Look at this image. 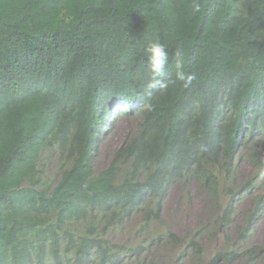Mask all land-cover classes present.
<instances>
[{
    "label": "trees",
    "instance_id": "16d2710c",
    "mask_svg": "<svg viewBox=\"0 0 264 264\" xmlns=\"http://www.w3.org/2000/svg\"><path fill=\"white\" fill-rule=\"evenodd\" d=\"M154 40L172 82L149 98ZM118 120L130 131L97 172L95 146ZM262 144L264 0H0V264H147L162 244L172 264L203 261V230L180 239L161 217L168 190L190 183L222 239L205 264L264 261L251 242ZM241 145L256 148L249 176ZM134 218L126 242L111 240Z\"/></svg>",
    "mask_w": 264,
    "mask_h": 264
},
{
    "label": "rangeland",
    "instance_id": "374dc122",
    "mask_svg": "<svg viewBox=\"0 0 264 264\" xmlns=\"http://www.w3.org/2000/svg\"><path fill=\"white\" fill-rule=\"evenodd\" d=\"M130 124L125 120H118L111 130L104 135L101 142L95 146L96 156L94 157L93 167L95 171L102 170L110 161L112 153L123 142L125 135L130 131ZM56 168V160L51 158L47 160L46 172L52 177ZM186 195H182L177 186H172L166 195L162 204V222L169 230L174 232L180 239H189L198 229L200 238L195 239V243L203 247V261L197 259L195 255H190L179 264H205L209 258L221 247L222 239L219 237L217 228L211 226L214 224L215 216H212L211 210H206L204 197L197 192L196 186L190 183L186 188ZM137 218H134L130 224L122 231H116L111 234V240L114 242H126L135 231ZM216 235V236H214ZM254 241L262 243L264 241V217L257 223L254 234ZM156 248L150 255L153 257L150 263L153 264H172L173 257L177 252L172 251L170 246ZM241 262H245L243 259ZM147 263V264H150ZM237 264V262L233 263ZM252 264H264V261H255Z\"/></svg>",
    "mask_w": 264,
    "mask_h": 264
},
{
    "label": "clouds",
    "instance_id": "9594fccd",
    "mask_svg": "<svg viewBox=\"0 0 264 264\" xmlns=\"http://www.w3.org/2000/svg\"><path fill=\"white\" fill-rule=\"evenodd\" d=\"M194 10L199 11L198 5L194 4ZM146 56H147V64L149 67V70L151 72V77L146 85V92L149 98L152 97L153 92L156 90H163L168 87V84L172 81H169L167 79L168 76V70H169V62H170V56L169 52L164 44L159 42L158 40H154L148 44V46L145 49ZM174 56L176 57V64H175V79L184 81L185 86L191 83V81L195 78L194 74H187L184 71L183 61H182V52L177 49L174 52ZM144 108L147 111H153L154 110V104L153 103H146L144 104ZM255 152L256 148H249L240 146V148L237 150L236 155L242 159L243 165H242V171L245 175L249 176L252 169L255 170ZM259 154L261 157V160H264V145L262 144L259 148ZM264 175V173H262ZM264 189H261L257 191L259 193L260 197L264 195L263 193ZM255 196V192H254ZM253 196V197H254ZM253 197H246L244 204L240 207L243 208L244 211L247 209H251L253 207L252 199ZM264 217V205L262 206V210L257 214L255 217V220L253 222V235L251 238V242L263 245L264 241L262 243L255 242L254 241V234H255V228L258 222ZM233 219H235V222L244 224L246 223V216H232ZM232 232V230H231ZM235 238V235H233L232 239Z\"/></svg>",
    "mask_w": 264,
    "mask_h": 264
}]
</instances>
